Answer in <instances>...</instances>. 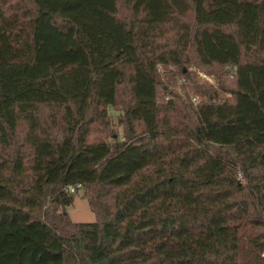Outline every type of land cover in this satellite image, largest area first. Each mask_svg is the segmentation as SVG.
I'll use <instances>...</instances> for the list:
<instances>
[{"label": "trees", "instance_id": "1", "mask_svg": "<svg viewBox=\"0 0 264 264\" xmlns=\"http://www.w3.org/2000/svg\"><path fill=\"white\" fill-rule=\"evenodd\" d=\"M0 264H264V0H0Z\"/></svg>", "mask_w": 264, "mask_h": 264}, {"label": "rangeland", "instance_id": "2", "mask_svg": "<svg viewBox=\"0 0 264 264\" xmlns=\"http://www.w3.org/2000/svg\"><path fill=\"white\" fill-rule=\"evenodd\" d=\"M125 11L122 9L120 14L123 15ZM170 34H173L170 32ZM212 80V79H211ZM209 81V80H208ZM213 83V80L211 81ZM165 85L169 86L170 91H172L175 95L179 92V87L176 86V83H169L168 81L164 82ZM178 85L184 84L182 78H179ZM160 97L162 94H159ZM220 97L228 96L230 97L229 93L226 92H219ZM121 97V96H120ZM124 98L126 99L127 96L125 95ZM192 97V100L195 101V98ZM177 101H181L180 99H176ZM187 101V100H186ZM107 114H108V122L109 127L108 129L104 130L103 126L99 123L94 125L93 129V136L104 137L107 141L111 142L113 139H121L123 135V125L119 122L123 110L118 105L108 106L107 107ZM190 122V121H188ZM100 130L104 131L103 134H100ZM69 192L72 194L73 200L70 205L66 207V211L74 222H94L96 219L95 213L90 209L87 198H86V190L84 187L79 186L77 188L70 187Z\"/></svg>", "mask_w": 264, "mask_h": 264}, {"label": "built area", "instance_id": "3", "mask_svg": "<svg viewBox=\"0 0 264 264\" xmlns=\"http://www.w3.org/2000/svg\"><path fill=\"white\" fill-rule=\"evenodd\" d=\"M201 77L209 80L210 82L212 81L211 78L207 77L204 73H199ZM194 99V98H193Z\"/></svg>", "mask_w": 264, "mask_h": 264}]
</instances>
